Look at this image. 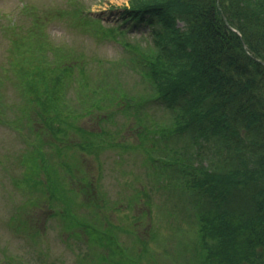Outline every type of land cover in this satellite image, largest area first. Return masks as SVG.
I'll use <instances>...</instances> for the list:
<instances>
[{"label":"trees","instance_id":"16d2710c","mask_svg":"<svg viewBox=\"0 0 264 264\" xmlns=\"http://www.w3.org/2000/svg\"><path fill=\"white\" fill-rule=\"evenodd\" d=\"M127 2L121 24L109 27L83 0H66L64 8L24 4V22L4 29L0 123L8 114L11 122H30L34 114L57 140L78 139L72 146L98 163L114 149L118 163L122 151L139 156L149 187L127 198L129 210L139 202L145 207L133 229L99 220L93 206L115 209L120 200L111 207L102 192L90 190L89 177L83 189L97 203L82 219L74 203L60 213L65 231L86 235L85 264H264V0ZM53 19L98 43H116L123 57L103 59L49 38L45 25ZM143 25L149 31L128 36ZM158 106L167 114L150 112ZM87 117L98 131L80 124ZM123 121L133 123L136 143L120 140ZM38 156L40 172L48 164ZM143 218L153 247L136 234ZM162 228L169 232L161 235ZM116 231L131 235V244L123 245Z\"/></svg>","mask_w":264,"mask_h":264},{"label":"rangeland","instance_id":"374dc122","mask_svg":"<svg viewBox=\"0 0 264 264\" xmlns=\"http://www.w3.org/2000/svg\"><path fill=\"white\" fill-rule=\"evenodd\" d=\"M21 1L0 0L1 15H10V11L19 9ZM29 1L37 3L47 0H26V2ZM53 1L54 4H62L64 0ZM86 2L91 3V10L97 12L96 14L102 17L103 22L107 23L115 20L117 12L115 10L107 11V3L105 2L121 6L125 0H86ZM15 20L18 19L15 18ZM45 30L51 35H64L62 26L54 22L46 23ZM67 35L66 39L74 42L79 47H83L82 43H84L88 53L110 59H117L121 55L119 47L113 43L106 42L102 45H95L90 39L82 40L78 34L67 32ZM6 45L4 28L0 27V55ZM137 78L134 74L129 76L131 80ZM128 82L130 84L133 83L131 81ZM8 96H12V94L10 93L5 97ZM156 113L159 115L167 114L165 106H158ZM119 120L117 119V122ZM123 123V132L121 131L120 140L125 143H136V136L128 130L133 123L129 121H123ZM82 125L86 128L99 129L98 125H96V120H90L89 118H85ZM106 125L112 130L117 129L119 126V124L115 125L110 122L101 123L102 127H106ZM40 126V123L36 125V127ZM41 131H44L41 137L43 148L39 154L45 156L47 161H56L58 158L55 154H52L54 147L49 145L56 142L47 129L40 128L38 132L41 133ZM34 138V135L30 137L32 140ZM73 139L76 140V138ZM26 152H30V154H26ZM72 152L79 158L78 166L82 170L81 172L78 170L73 171V177L68 176V180H65L67 189L70 188L72 191V200L77 205L87 201V194L83 189L85 181L81 179L83 176L90 177L92 183H94L89 186L91 191L106 192L110 201L117 199L120 195L122 198V194L128 195L133 192L129 184L132 180V175L139 172L137 164H140L139 156L134 150L122 151L121 156H124L122 163L116 162L114 158L116 157V152H108L107 155L101 156V166L93 158L81 153L75 147L72 148ZM33 153L34 150L27 146L25 139L19 133L5 125H0V264H6L7 262L12 264H79V257L84 253L85 247L81 240L72 237L69 232L62 229L60 213H63L64 203L57 199L58 193L56 192V197L52 199L49 193L44 194L40 191H33L30 188L29 193L27 191L22 192V188L19 186L18 180L27 171V166L23 163V159L31 155L37 166L41 164L39 157L35 159L36 154L33 156ZM67 161H70V159L67 158ZM58 169L60 173L64 172L62 168ZM121 171L130 172L128 173L130 175L123 176L120 174ZM29 174L33 179L38 177L43 182L47 178L43 173L38 175L36 169L30 171ZM91 198H94V196ZM26 199L31 201H25ZM122 202L125 203L124 198ZM76 204H71L73 206L71 208L72 211L75 213L85 212V208H78ZM18 207L20 211L16 210ZM127 213L128 215H136L138 208L136 207L134 212L122 209L120 213L115 212L108 215L111 219L117 221V216L122 219V215ZM129 220V218L126 219L127 222ZM34 230L37 231L36 236H32ZM143 233L144 240H146L147 232L144 231ZM165 234L166 231L162 228L161 235ZM120 239L124 244L129 245L127 236L121 235ZM159 249L157 248V250Z\"/></svg>","mask_w":264,"mask_h":264}]
</instances>
